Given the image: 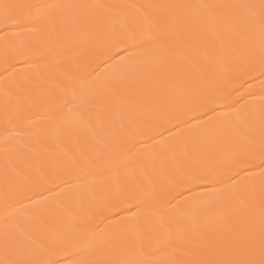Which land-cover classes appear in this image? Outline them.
I'll list each match as a JSON object with an SVG mask.
<instances>
[{"label": "snow or ice", "instance_id": "6c2138e0", "mask_svg": "<svg viewBox=\"0 0 264 264\" xmlns=\"http://www.w3.org/2000/svg\"><path fill=\"white\" fill-rule=\"evenodd\" d=\"M0 41V264H264V0H0Z\"/></svg>", "mask_w": 264, "mask_h": 264}, {"label": "bare ground", "instance_id": "6f19581e", "mask_svg": "<svg viewBox=\"0 0 264 264\" xmlns=\"http://www.w3.org/2000/svg\"><path fill=\"white\" fill-rule=\"evenodd\" d=\"M3 2L8 3H19V4H41V3H56L62 2V0H3ZM104 2H112V0H104ZM120 2H124V0H120ZM37 41L38 47L40 49L52 48L53 51L49 53L45 60L39 61L36 66L33 67L32 70H29V74L34 78L36 84L45 89L52 90L55 88V82L57 77L59 76V66L63 65L66 67L64 57L60 55H56L57 42L56 38L53 37L51 39L48 38L47 35H43L40 37L33 38ZM0 48H2V41H0ZM222 55V54H221ZM39 68V72L35 69ZM18 68L23 70V65H18ZM216 68V65L212 62H204V72L207 76H211ZM0 71H2V67H0ZM253 87L250 91H254L257 94L261 92V87L259 81H252ZM247 87V85H245ZM3 87L0 85V138L3 137L5 132V125L3 121ZM46 123V122H41ZM0 165H2V157H0Z\"/></svg>", "mask_w": 264, "mask_h": 264}]
</instances>
